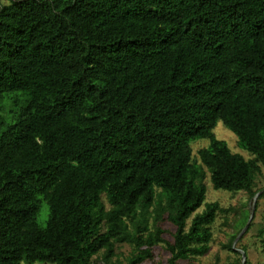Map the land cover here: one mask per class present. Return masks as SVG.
I'll return each instance as SVG.
<instances>
[{"label":"trees","instance_id":"1","mask_svg":"<svg viewBox=\"0 0 264 264\" xmlns=\"http://www.w3.org/2000/svg\"><path fill=\"white\" fill-rule=\"evenodd\" d=\"M6 101L0 264H114L121 244L129 264L162 244L169 264L203 257L229 211H199L207 175L217 190L263 191L264 0L0 1ZM219 121L253 157L217 138ZM237 236L225 264H241Z\"/></svg>","mask_w":264,"mask_h":264},{"label":"rangeland","instance_id":"2","mask_svg":"<svg viewBox=\"0 0 264 264\" xmlns=\"http://www.w3.org/2000/svg\"><path fill=\"white\" fill-rule=\"evenodd\" d=\"M0 1L3 4H9L12 0ZM8 95L10 96V94ZM9 109L10 103L6 101L0 108V115L7 116ZM214 132L218 139L225 140L228 143L234 153L240 154L246 159L253 157L249 151L239 146L237 135L229 130L222 121L218 122ZM208 145L209 141L205 139L193 142L194 156L197 157L198 151ZM205 184L207 187L206 201L199 211H202L207 203L214 201H218L229 211L228 213L220 214L212 225L214 237L210 252L203 257L182 261L181 264H225L232 259L238 258L239 256L227 248L229 241L235 234H238V236L233 247L241 254V264H260L264 262L262 242L261 238L258 236L259 231L264 228V170L263 174L258 179V187L263 189V191L253 199L245 192L229 193L228 191L215 189L212 186L209 174L205 179ZM257 204L258 206H256ZM48 215L49 208L47 204L44 203L38 217L40 225L46 226ZM247 215H249V219L246 225L243 226V222H245ZM249 221V226L244 231ZM163 226L168 230V233L165 234L166 239L173 242V235L176 232V227L168 221H166ZM132 253L133 248L129 244L119 245L117 248V256L113 259V263L129 264V258L132 256ZM154 253L155 259L143 264H169L171 254L166 244L157 246L154 249ZM94 264L105 263L101 260V257L98 256Z\"/></svg>","mask_w":264,"mask_h":264},{"label":"water","instance_id":"3","mask_svg":"<svg viewBox=\"0 0 264 264\" xmlns=\"http://www.w3.org/2000/svg\"><path fill=\"white\" fill-rule=\"evenodd\" d=\"M250 221L248 222V225L245 227L244 231L248 228ZM245 256V255H244Z\"/></svg>","mask_w":264,"mask_h":264}]
</instances>
